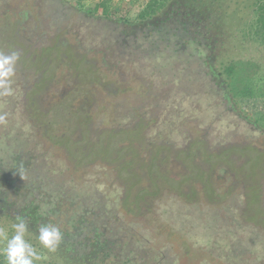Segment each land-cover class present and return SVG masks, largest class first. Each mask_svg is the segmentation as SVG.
Returning a JSON list of instances; mask_svg holds the SVG:
<instances>
[{"label": "rangeland", "instance_id": "obj_1", "mask_svg": "<svg viewBox=\"0 0 264 264\" xmlns=\"http://www.w3.org/2000/svg\"><path fill=\"white\" fill-rule=\"evenodd\" d=\"M149 1L0 0V52L20 53L13 94L0 96V160L31 156L99 198L164 264H264V46L253 14L218 27L209 47L200 28L216 11L165 0L150 20H177L181 38L159 56L140 16ZM98 2L108 17L84 12ZM179 56L200 65L184 75ZM123 149L137 163L134 186L120 172ZM147 170L164 173L157 190ZM0 229L14 234L6 216ZM28 240L42 257L35 264H47Z\"/></svg>", "mask_w": 264, "mask_h": 264}, {"label": "trees", "instance_id": "obj_2", "mask_svg": "<svg viewBox=\"0 0 264 264\" xmlns=\"http://www.w3.org/2000/svg\"><path fill=\"white\" fill-rule=\"evenodd\" d=\"M164 2L165 0H150L140 14L141 17L149 16L143 22L149 21V23L145 22V25H148L147 27L153 32V43L155 45L162 43L163 49L159 52V56L165 53L166 49H176L177 41L181 38V35H178L177 20L171 17L163 20H150L151 14ZM188 3H196L197 6L204 7L210 13L216 11V20L209 25L204 22L203 27L200 28L204 33L203 39L207 43L206 46L210 47V44L217 43L212 33L215 34L218 27L228 26L230 30L233 24L237 27V24L239 25L246 16L251 14H253L250 25L251 34L264 46V0H188ZM105 7V3L98 2L92 10H84V12L108 17ZM185 24L192 27L190 21ZM194 41L197 45L203 43L200 39ZM193 54L191 53L190 56L195 58L196 55ZM178 58L176 64L182 65L180 70L184 75L190 73L191 68L195 70V65H200L195 62L196 59L185 56ZM199 61L204 66V61ZM235 69L234 64L230 63L225 66L224 72L227 77H231ZM224 96L227 95L224 94ZM123 151H115L120 158V172L127 170L130 176L128 175L126 181L134 186L141 178L137 172L130 173V169L133 164L137 163L134 156L132 157L131 150L123 149ZM20 154L15 153L8 160H0V215L8 217L12 225L16 222L17 215L25 218L28 222L27 240L38 241L40 225L53 224L60 228L63 240L55 252H49L38 244L40 250L47 251L50 258L47 264H164L163 254L159 257L160 259L156 260L157 254L154 250L151 252L142 246L143 249L137 248L138 240L132 230L124 226L114 210L105 208V204L97 200L99 198L89 197L76 190L72 191L58 176H53L44 169H37L39 164L36 166L31 156L26 159ZM138 166H141L140 162ZM146 173L151 182L150 186L157 190L159 187L157 173L160 175L164 173L159 170H147ZM134 176L136 178L133 179ZM163 177L169 179L167 176ZM139 192L138 197L147 194L145 189H140ZM188 196L192 198L191 201H187L188 203L197 202L193 197L194 192H190ZM127 199L128 194H125L122 200ZM0 264H6L2 254H0Z\"/></svg>", "mask_w": 264, "mask_h": 264}, {"label": "clouds", "instance_id": "obj_3", "mask_svg": "<svg viewBox=\"0 0 264 264\" xmlns=\"http://www.w3.org/2000/svg\"><path fill=\"white\" fill-rule=\"evenodd\" d=\"M19 59L18 50L8 53L0 52V96L13 94V77ZM3 119L4 117L0 116V121ZM15 219L14 234L9 236L5 230L0 229V243L3 244L0 254L3 255L6 264H35L42 257L36 247L26 239L28 222L19 215ZM62 240L63 233L58 226L45 224L38 227L39 244L49 252H55Z\"/></svg>", "mask_w": 264, "mask_h": 264}]
</instances>
